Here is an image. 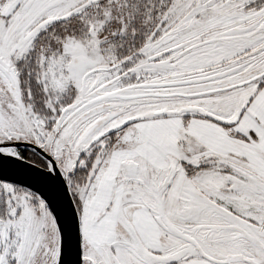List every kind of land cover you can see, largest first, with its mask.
I'll return each mask as SVG.
<instances>
[{
    "label": "snow or ice",
    "instance_id": "1",
    "mask_svg": "<svg viewBox=\"0 0 264 264\" xmlns=\"http://www.w3.org/2000/svg\"><path fill=\"white\" fill-rule=\"evenodd\" d=\"M0 264H264V0H0Z\"/></svg>",
    "mask_w": 264,
    "mask_h": 264
}]
</instances>
